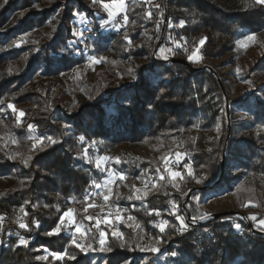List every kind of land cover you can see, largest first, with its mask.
<instances>
[{"label": "trees", "instance_id": "16d2710c", "mask_svg": "<svg viewBox=\"0 0 264 264\" xmlns=\"http://www.w3.org/2000/svg\"><path fill=\"white\" fill-rule=\"evenodd\" d=\"M125 2L128 9L133 3L132 10H127L128 24H139L132 32L134 38L130 36L138 39L137 33H143V43L137 47L120 38L111 45L114 35L101 33L91 38L89 53L100 60L97 77L88 83L86 72L81 71L69 93L58 92L70 96L83 93L89 102L65 104L54 111L47 101L50 91L39 88L35 78L52 77L83 62V54L75 59L76 49L69 47L76 14H85L95 30L107 16L95 10L89 0H0V217L8 218L0 226V264H125L131 258L129 264H264L263 229L253 233L243 227L237 232L233 216H224L207 222L189 220L188 229L179 232L178 214L171 213L175 204H184L186 194L187 214L195 218L198 197L205 196L213 185L229 186L232 178L224 174L219 180L227 142L225 168L235 161L239 170L237 184L230 190L236 206L244 209L253 204L261 211L258 220L264 219V191L245 178L255 175L264 181V104L255 102L250 108L255 133L248 139H234L231 127L227 141L226 128L221 135L215 133L226 126L222 78L208 69L211 59L228 51L240 57L249 49L244 46L246 38L264 31V5L256 0H168L165 34L169 43L164 47L170 58L189 62L195 69L190 70L153 54L150 36L155 34L154 19L145 20L147 3ZM57 13L62 15L59 19H55ZM22 39L24 43L17 46ZM108 48L113 52L109 57L104 56ZM194 50L198 62L190 59ZM128 57L135 63L134 70L125 65ZM139 59L145 64H138ZM252 72H264V59ZM247 75L245 71L242 74ZM119 82L127 88L118 94L114 87ZM127 90L131 93L128 98ZM117 98L124 101L116 104ZM30 129L40 141L38 145L30 141ZM182 137L183 152L190 154L191 174L183 172L178 188L183 195H179L169 190L172 180L164 162L177 150ZM90 141L95 142L100 155L125 144L147 148L152 156L112 163L113 170L128 182L110 201L113 206H125L127 226H120V236L104 229L105 251L99 250L98 233L86 221L97 214L92 204H101V197H90L93 182L106 175L86 160ZM158 174L162 178L158 179ZM144 175L153 177L157 186L150 194H136L135 179ZM195 180L207 188L195 191L189 200L188 187ZM68 208L84 225L85 238L95 250L81 252L69 236L55 233ZM162 221H166L163 232ZM21 222L28 227L21 229ZM17 233L29 243L20 245ZM141 238L159 240L161 251L141 250ZM170 251L178 255L171 257ZM52 252L67 255L57 259Z\"/></svg>", "mask_w": 264, "mask_h": 264}, {"label": "rangeland", "instance_id": "374dc122", "mask_svg": "<svg viewBox=\"0 0 264 264\" xmlns=\"http://www.w3.org/2000/svg\"><path fill=\"white\" fill-rule=\"evenodd\" d=\"M91 3V6L94 7V9L103 11L107 18L104 20H101L99 22L100 24V32L102 35H114V41L111 43V45H116V43L119 41L120 38H125L129 43H133L134 46L139 47L142 41V35L143 33L139 32L137 33L138 39H132L134 36L132 32H135L134 29L138 28L139 24L135 21H130L129 18L127 23L122 25H116L114 24L115 20L118 16H124L127 15V10H132L133 3L130 5V9H128V4L124 0V8H111V13L108 8H105V4L109 5H115L117 0L112 1H101V0H89ZM144 3H147L145 5L146 7V13H145V20L154 19V28H155V34L150 36V45L153 47V54L160 58H164L168 60L170 56H168L167 51L165 49V44L169 43V39L167 40V36L165 34L166 24L167 21H165L166 17V11L165 12L162 8L161 1L158 0L155 3L151 4L155 0H141ZM159 6V7H157ZM154 8H157V11L160 9L159 13V19L162 20L160 23V28L158 26H155L156 18L152 15V11ZM165 8V7H164ZM168 8V7H166ZM99 11L95 12V16L99 17ZM151 13V16L149 17L148 13ZM158 13V12H157ZM57 15V16H56ZM55 19H59L61 17V14H55ZM128 17V15H127ZM90 19H86L85 14L80 13L76 14L75 23L79 27H77V30L75 29V25L73 26V31L76 32H82L83 36H74V40L72 43H70V49H76L75 51V59H78L81 54L84 56L83 62L79 66H75L70 70L67 71H61L57 75H54L52 77H42L41 75H38L34 81H36L39 88H44L49 90V97L47 99L48 104L50 108L54 111H56L58 108L63 107L65 104H71V105H84L89 102V98L84 95L83 93H77L75 95H65L60 92L59 89H62L63 92L69 93V88L72 86V84L77 80V77L81 71L86 72V81L89 83L91 81H94L97 77V73L100 69V60L97 57H94L91 55L90 50L92 49V46L90 43H88L91 38H97L99 34H95L93 32V36H91L88 39V36L85 34L84 30H86V24H88ZM51 21V20H50ZM11 24V21L9 22V25ZM8 25V26H9ZM162 26V28H161ZM128 27H130L128 29ZM2 32H5V29H2ZM73 33V32H72ZM97 33V32H96ZM96 35V36H95ZM132 37H131V36ZM149 38V35L146 34ZM156 37H159L156 39ZM253 39L249 40L248 37L246 38V41H244V46H249V49L240 57H235L234 53L232 52H226L223 56L217 59H211L210 65L208 66V69L213 73L216 74L218 77L222 78L220 79L223 91L225 92V98H226V104H225V111L227 113L226 116V126L224 125L223 128L219 127L216 130V134L221 135L223 129H227V134L229 130V134L231 131V127L234 131V139L243 138L248 139L255 133V128L252 126V118L250 113V108L255 102H261L264 104V72L262 73H253L252 70L256 67V65L264 59V31L252 36ZM134 38V37H133ZM156 42V43H155ZM24 43V39H22L18 45H22ZM176 46L182 47L181 44L175 43ZM163 49V51H161ZM113 54L112 50L108 48V50L104 53V56H111ZM95 58V59H93ZM200 60L197 50H194L191 54V61L198 62ZM145 64V60L139 59L138 64ZM125 65L127 68L134 70L135 63L131 57H128L125 60ZM247 72V77H243V72ZM252 72V73H250ZM127 86L123 84L122 82L117 83V85L114 87V91L116 93H121L126 91ZM126 97L128 98L130 93V90H127L125 92ZM117 102L116 104H121L124 100L123 98H117L115 99ZM108 109H111L109 107ZM247 128V129H246ZM29 139L32 141L35 145H38L40 141L37 139V137L34 134V131L30 129L29 131ZM229 136H226V140L228 141ZM185 140V137L180 138L177 150L170 154L168 158L164 162V168L168 173V176L170 177V180H172V184L169 187V190L173 193H177L179 195H183V191H181L179 188V185H181L182 180V174L183 172H187L191 174V168H190V154H187L183 152L182 144ZM94 141H90L88 144V147L85 150V156L86 160L88 162L93 161L94 166L97 168V160L100 162L99 170L101 173L106 174L104 178L101 181H94L93 182V190L90 193L91 198H98L101 197V204L94 203L92 204V207L96 208V216H89L92 217L91 220L86 217V221L89 222L93 229L96 230L98 233V241L100 238H103L105 240V244L107 241L106 237V231L109 230L112 231V234H116L115 236H120V226H127V221L125 219V206H122L120 204H117L113 206L111 204L112 199L117 198V192L120 190H125L128 182L127 178L123 174L116 173L112 168V163L116 162L117 159L121 162V160H124L128 157L132 158H151V152L147 148H142L138 146H127V145H120L116 149L109 151L105 155L97 154V147L95 146ZM95 150V154L91 155L90 152ZM179 154V157H178ZM227 154V142L225 145V149L223 152V167H224V174L226 178H232L231 182L223 187H218L213 185L209 188L207 191V194L203 197H198V199H194L195 201V207L197 212V220L192 219L187 214V205L185 203L186 201V194L183 196L184 204L182 206L175 204L172 207L171 213L172 214H178L179 216H182L184 218V224L187 225L188 221L191 220L194 223H197V221L201 222H207L210 219H213V216H215L218 213L226 212V211H238L243 214V216H234L232 221L234 224L239 223L242 227L240 230H237V232H241L242 228H249L248 222L254 226V229L256 231H259L257 228H261L264 230V226L259 225L258 215L261 213L260 210H258L253 204H247L244 209H239L236 206L235 199L233 193L230 191L236 183L235 176L237 175V163L235 161H231V164H227L225 168V157ZM108 158L105 160L104 158ZM185 162H188L187 166L183 167ZM234 162V163H233ZM175 163L178 167V169H172L170 167V164ZM222 166V165H221ZM176 171L181 173L180 176H177L175 178L172 177V172ZM224 176V175H223ZM157 178H162L161 174L157 175ZM246 179H250L254 181L257 185V187L264 191V181L261 177L255 176V175H247L245 177ZM95 184H100V188H96ZM157 186V182L155 179L151 176L144 175L141 178H136L134 183V192L136 194H150L152 192V189ZM196 187H202V184L200 180H195L191 182V184L188 187V193L192 196V194L195 193L192 192V190ZM207 188V187H205ZM192 192V193H191ZM188 195V196H189ZM105 196L108 197L107 200H105ZM187 196V198H188ZM190 196V198H191ZM190 198H188L190 200ZM73 213V212H72ZM102 213L105 215L103 216ZM258 214V215H257ZM63 216V215H62ZM188 216V218H187ZM256 216V220H252L251 217ZM118 217H120L118 219ZM178 221V220H177ZM248 221V222H247ZM5 222H8L7 216H1L0 217V226H3ZM61 229V231L57 234L64 233L65 235L69 236L71 244L76 245V243L87 245L91 244V248H88L86 252L93 251L94 244L90 242L87 238H85V228L84 225L79 224L77 220L74 217V214H72L71 217L64 218V222L62 224L59 223L58 225ZM79 227L81 229V232H77L76 228ZM135 227H137L135 225ZM163 227L165 230L166 227V221H162L160 224V228ZM105 229V230H104ZM187 227H183L180 222L178 221V231L182 232L184 230H187ZM104 233L103 237H101V233ZM1 233V232H0ZM56 233V232H55ZM9 235V233H8ZM75 241L76 243H73ZM105 244L103 247H105ZM98 247L100 248L101 245L98 242ZM139 247L142 250H148L157 247L161 250L162 245L159 240H155L153 238H141L139 239ZM1 248V244H0ZM152 252V251H151ZM156 253V252H154ZM133 259L131 258L128 262L130 263ZM143 264V263H141Z\"/></svg>", "mask_w": 264, "mask_h": 264}, {"label": "snow or ice", "instance_id": "6c2138e0", "mask_svg": "<svg viewBox=\"0 0 264 264\" xmlns=\"http://www.w3.org/2000/svg\"><path fill=\"white\" fill-rule=\"evenodd\" d=\"M5 2H7V0H5ZM256 3H257V4H260V5H264V0H256ZM104 7H105V8H108V9L110 10V14H112V13H111V8H112V7H116V8H120V9H123V8H124V0H117V2H116L115 5L105 4ZM157 7H159V6H157ZM148 15H149V17H150V16H151V13L149 12ZM123 19H124V22L127 23V21H128V17H127V15H124ZM179 23H180L181 26L184 25V21H180ZM77 35H79V36L82 37V36H83V33H82V32H79V33H78V32H76V31H73V36H77ZM248 39L251 40V39H253V37H252V36H249ZM69 43H72V41H70ZM200 43L203 44V43H204V40H201ZM17 46H19V45H17ZM161 51H163V49H161ZM93 59H95V58H93ZM190 59H191V57H190ZM8 107H9V108H14L13 105H8ZM19 115H20L21 117H23V116L25 115V113L21 111V112L19 113ZM29 127H30V128H33V127H35V126H34V125H30ZM48 139H49L51 142H55V141H52V138H51V137H48ZM80 140L83 141V140H84V137L81 136V137H80ZM178 157H179V154H178ZM104 159L107 160L108 158L105 157ZM119 162H120L119 159H117V160H116V163H119ZM96 166H97V168L99 169V167H100V162H99V160H97V164H96ZM180 175H181V173H179V172H176V171H173V172H172V177H173V178H175V177H177V176H180ZM95 187H96V188H100L101 185H100V184H95ZM137 198H139V197H137ZM107 199H108V197L105 196V200H107ZM174 207H177V211H178V206H174ZM21 211H24V210L21 209ZM72 214H73V213H72V209H71V208H68V210L65 211V212L63 213V216L61 217L59 223L62 224V223L64 222V218H66V217H71ZM119 218H120V217H118V219H119ZM176 218H177V220L180 222V224H181L183 227H187V225L184 224V218H183L182 216L177 215ZM88 219L91 220L92 217H88ZM192 219L194 220L195 218L193 217ZM251 219H252V220H256L257 217H256V216H252ZM258 223H259V225L264 226V219H260ZM19 227H20L21 229H26V228L28 227V225H26L25 223H22V222H21V223H19ZM234 227H235V229H237V230H240V229H241V225H240L239 223L235 224ZM54 231H55L56 233H59V232L61 231V229H60L59 226H57V227L54 229ZM76 231H77V232H81V229H80L79 227H77V228H76ZM160 231L163 232V231H164V228L161 227V228H160ZM48 234L51 235L52 233H48ZM9 235H11V233H9ZM17 235H18V237H19V244H20V245H27V244L29 243V241H28L24 236H20L18 233H17ZM103 235H104V233L102 232V233H101V237H103ZM114 235H116V234L114 233ZM0 243H3V241H0ZM73 243H76V242L73 241ZM99 244L101 245V247H100L99 250H100V251H105L106 249L103 247L104 244H105V240H104L103 238H100V239H99ZM76 247L79 248L81 252H85L88 248H91L92 246H91V244L82 245V244L76 243ZM93 250H95V249H93ZM107 250H108V251H111V248H108ZM142 250H143V249H142ZM149 250L152 251V252H156V253H159V252L161 251V250H160L159 248H157V247H153V248H151V249H149ZM51 255H52L53 257L57 258V259H63L64 256L67 255V253H63V254H62L61 252H52ZM177 255H178V253H177L176 251H170V252H169V256H171V257H176ZM41 258L43 259V257H41ZM69 258H70V259H75V257H69ZM125 264H129V262H128V261H125Z\"/></svg>", "mask_w": 264, "mask_h": 264}, {"label": "water", "instance_id": "95a60500", "mask_svg": "<svg viewBox=\"0 0 264 264\" xmlns=\"http://www.w3.org/2000/svg\"><path fill=\"white\" fill-rule=\"evenodd\" d=\"M167 2H168V0H167ZM165 21H167V11H166ZM167 61H169V62L172 63V64H173V63H179V64L184 65L185 67H187V68L190 69V70H195V69L190 65L189 62L184 61V60L168 58ZM198 70H202V69L200 68V69H198ZM227 136H229V130H228V134H227ZM221 168H222V171H221V175H220V177H219V180H221L222 177H223V175H224V167H223V164H222ZM202 189H205V187H196V188H194V189L192 190V192H194V191H199V190H202ZM192 192H191V193H192ZM190 196H191V195H189L188 198H190ZM224 216H233V217H234V216H243V214L240 213V212H238V211H226V212H221V213L216 214L215 216H213V218L224 217ZM247 222H248V221H247ZM248 227H249V230H250L251 232H253V233H257V231L254 229V226L251 225L249 222H248Z\"/></svg>", "mask_w": 264, "mask_h": 264}, {"label": "built area", "instance_id": "2783aa9c", "mask_svg": "<svg viewBox=\"0 0 264 264\" xmlns=\"http://www.w3.org/2000/svg\"><path fill=\"white\" fill-rule=\"evenodd\" d=\"M160 6H162V8H163V10L165 12V9H167L166 7L168 6L167 0H162ZM159 13H160V9L157 11V8H154V10L152 11V15L155 16V18L157 17L156 18V22H155V26H158L160 28V23L162 22V20L159 19ZM123 17H124L123 15L122 16H118L117 19L115 20L114 24L123 26L125 24ZM89 21L90 22L88 24H86V30H84V32H86L85 34L88 36V39L91 36H93V34H92L93 32H95L96 35L100 32V29L95 30L92 21L91 20H89ZM75 29L77 30V26H76ZM170 167H172V169H178V167H177V165L175 163L170 164Z\"/></svg>", "mask_w": 264, "mask_h": 264}]
</instances>
